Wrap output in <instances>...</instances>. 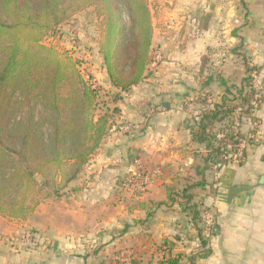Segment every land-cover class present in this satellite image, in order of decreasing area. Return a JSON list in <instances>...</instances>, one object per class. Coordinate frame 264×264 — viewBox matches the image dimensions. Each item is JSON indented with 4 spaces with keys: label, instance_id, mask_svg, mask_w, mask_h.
Here are the masks:
<instances>
[{
    "label": "crops",
    "instance_id": "1",
    "mask_svg": "<svg viewBox=\"0 0 264 264\" xmlns=\"http://www.w3.org/2000/svg\"><path fill=\"white\" fill-rule=\"evenodd\" d=\"M150 1L155 6L152 48L161 60L147 68L139 85L123 93L134 96L126 99L130 103L120 118L137 129L107 135L90 162L98 167L93 181L100 187L91 191L100 189V216L86 209L92 198L75 201L71 208L41 203L31 218L16 219L24 223L20 228L38 232L32 240L37 247L17 258L0 238V264H158L175 257L180 264H264V0ZM241 49L245 75L243 56L259 68L254 78L263 102L249 117L258 122L256 140L247 145L241 165L230 163L219 171L218 189L211 195L212 184L189 180H203L212 172L202 173L205 147L192 140L203 109L185 102L208 59L217 63L221 55ZM101 74L111 87L103 60ZM217 94L220 99L224 93ZM248 129L240 130L244 134ZM130 150L140 152L135 163ZM140 170L153 178L148 190L126 194L119 181ZM234 187L242 190L229 201ZM185 189L198 209L209 206L218 216L206 249L199 238L202 221L182 210ZM206 250L208 257L201 258Z\"/></svg>",
    "mask_w": 264,
    "mask_h": 264
},
{
    "label": "trees",
    "instance_id": "2",
    "mask_svg": "<svg viewBox=\"0 0 264 264\" xmlns=\"http://www.w3.org/2000/svg\"><path fill=\"white\" fill-rule=\"evenodd\" d=\"M90 8H94L102 19L100 55L108 82L118 92H127L144 80L147 68L154 61L153 21L148 0H0L2 216L26 220L35 210L26 205L30 190L37 183L35 175L45 178L49 169H62L63 163L69 160L74 162L71 176L63 172L64 179H76L110 131L111 115L105 113L97 118L94 115L97 90L55 48L44 45L56 35L61 25ZM243 60L246 77L242 87L229 88L226 80H215L214 77L203 83L206 89L217 81L226 93L218 102H209L212 98L209 91L201 96L200 103L212 105L202 111L197 127L191 132L192 140L205 147L202 173L219 172L230 164L232 160L228 155L236 153L245 140L241 130L234 127L235 114L239 107L243 108V115L254 113L251 103L257 94L254 76L259 68L251 66L246 56ZM259 93L262 104L263 95ZM18 95L25 97L30 115L20 125L13 122L18 111ZM36 106L49 112L44 120L52 127L48 141L41 128L43 122L34 120ZM113 113L120 114V109L115 107ZM138 154L139 151L130 150V161L135 163ZM244 159L245 153L240 165ZM131 177L132 174L126 175L119 184L125 187ZM136 180L140 181L139 178ZM182 199L185 200L184 204L181 202L182 210L190 211L195 221H202L201 211L193 204L194 197L188 189L182 192ZM170 200H173L171 196ZM215 230L212 236L216 234ZM199 235L202 247L206 249L210 239L203 236V228ZM165 247L169 250L168 244ZM207 257L208 250L201 255V258ZM180 260L179 257L169 258L158 264H180Z\"/></svg>",
    "mask_w": 264,
    "mask_h": 264
},
{
    "label": "rangeland",
    "instance_id": "3",
    "mask_svg": "<svg viewBox=\"0 0 264 264\" xmlns=\"http://www.w3.org/2000/svg\"><path fill=\"white\" fill-rule=\"evenodd\" d=\"M148 4L151 12L154 11V4L150 0H148ZM125 20L126 22H128L127 17H125ZM101 22L102 19L100 18L99 13L96 12L94 8L87 9L83 12L78 13L69 22L61 25L58 28L56 35L54 37H50L47 41H45L44 45L55 48L60 55L66 58L67 62L74 65L75 70H78L80 72L81 76H83L85 80L89 82L93 89L97 90L98 97L94 108V115L96 118L105 113H109L111 115L112 125L108 135L114 133L128 135L129 132H131L132 130H136L137 128L135 127L136 129H134L132 127L135 125L131 121L120 118V114L115 115L113 113V110L115 107L119 108L120 106V111H123L125 106L130 103L126 102V99L130 100L132 96H134V94L131 97H129L128 95L126 96V94L115 91L113 88L109 87L102 81V57L100 55ZM241 51H243V49H241L240 51L233 50L229 55H221L217 63L210 62V60L208 59L205 64L206 68L204 74L198 73L197 76H195L197 80L196 88L188 91V95L193 98V101H188L189 104L186 105H188L192 109L196 108L204 110L205 108H210L212 106L211 104L203 105L202 103H200V100H202L201 96L204 94V92H211L213 102L219 101V95L217 94V92L221 91L222 93H226V89L218 85L217 82L211 83L210 86L206 89L203 88L204 81H206L211 76L226 80L227 87L229 88L242 87L241 77L246 75L245 68L243 67V70H241V62H243L239 53ZM230 55H233L232 59H230ZM153 62H155V60ZM236 64L239 65L236 66ZM256 80L257 79L255 77L254 85L257 88V91L261 92L262 94L261 87ZM190 84L192 83L190 82ZM232 92L236 93L234 89H232ZM24 99L25 97L22 95H18L16 98L19 105L13 122L18 125L24 124L27 121L28 117H30L29 112L26 108V101ZM33 113L35 122H43V124H41V128L45 135V140L48 141L49 136L52 132V127L50 123H45L44 120L46 115H49V112H44L41 106H36ZM249 117L250 116L248 115L242 116L243 123L241 125V128L245 129L246 125L247 127H249L246 132L244 131V134L246 135L253 131L256 124V120L254 121L253 118L251 119ZM40 118H42V121H39ZM129 126H131L129 130L124 129L125 127ZM95 155H93L89 163H87L80 169L81 173L77 176L76 179L72 181H65L63 174V172H66L67 176H71L70 170L72 169L74 162L69 160L63 163L64 166L62 167V169L57 170L54 167L49 169L47 172V177L45 178H42L41 176L36 174L35 177L37 183L33 185V188H31L28 199L26 201V205L30 208L35 207L36 209V207L41 203L50 202L54 205L56 203H64V205L69 204L68 208H71L72 205H74L75 201L80 203L82 201L85 202L89 198H92L95 200L93 202H90V207H87L86 209L88 210L90 215L100 216V189H96V191L94 192L91 191V188H93L94 190L95 186L100 187V182H98L97 180L93 181V177L98 176L97 173H94L97 172L94 170H98V167L92 166V163H90L92 162V159ZM135 172V174H132L133 177L135 176L141 179V183L143 186L141 187V189H136V186L138 184L136 185L129 182L125 186V189L127 190L126 194L128 195H139L145 193L153 181V178L149 173H144L143 170ZM211 172V174H206V178L203 180L202 178L200 179V181L199 178L189 180L191 182L193 180H196L195 182L204 184L206 182L207 185L212 184L211 195H214V192L218 189L220 176L219 172L217 174L215 171ZM156 175H158V172H156ZM200 198L204 197L200 196ZM199 207L201 215L205 210L210 208L209 206L203 204L199 205ZM217 217L218 216L216 214V224L218 225ZM28 218H31V216H29ZM200 224L203 227V223L201 222ZM23 225L24 223L20 222V220L0 215V238L3 241V246L7 249L9 248L10 253H13L17 258L21 256V254L29 253V250L37 247H35L36 242H32V240L34 239V236L38 234V232L33 231L31 228H20V226L22 227ZM10 227H12V230L9 229ZM5 231H8V233H6ZM11 264L16 263H14L12 260Z\"/></svg>",
    "mask_w": 264,
    "mask_h": 264
},
{
    "label": "built area",
    "instance_id": "4",
    "mask_svg": "<svg viewBox=\"0 0 264 264\" xmlns=\"http://www.w3.org/2000/svg\"><path fill=\"white\" fill-rule=\"evenodd\" d=\"M155 62H159L161 60L160 58V55H155V58H154ZM254 88L257 90V88L255 87L254 85ZM260 93L257 91V94L255 95V98L253 99L252 103H251V107L253 108V112L255 113L261 106L260 104ZM211 99V100H210ZM210 102H213L212 98H210ZM188 101H193V98H191L190 96L186 98V104H189ZM253 113V114H254ZM242 116H243V108L239 107L237 110H236V114H235V122H234V127H236L237 129H241V125L243 123L242 121ZM255 128L253 129V131L251 133H249L248 135L245 136V140H243L241 142V144L239 145V148H238V151L236 153H231L228 155V158H230L232 160L231 163H234V164H239L240 161H241V158L243 156V154L245 153V150L247 148V145L250 144V143H253L255 142L256 140V135H257V127H258V122H255ZM131 128V126L129 127H125L124 129L125 130H129ZM223 136H219V138H222ZM216 174L218 173V171H216ZM135 176L131 178L130 180V183L132 184H138L136 186V189H141V187L143 186L142 183H141V179L140 181L138 182L136 180ZM216 214L213 212V210H211L210 208L205 210L203 213H202V223H203V236L206 238V239H211L213 236H212V232L213 230L217 227V224H216Z\"/></svg>",
    "mask_w": 264,
    "mask_h": 264
},
{
    "label": "water",
    "instance_id": "5",
    "mask_svg": "<svg viewBox=\"0 0 264 264\" xmlns=\"http://www.w3.org/2000/svg\"><path fill=\"white\" fill-rule=\"evenodd\" d=\"M241 190H242V188H240V187H234V188H232L230 190V192H229V201H231L234 196L239 195L240 192H241Z\"/></svg>",
    "mask_w": 264,
    "mask_h": 264
}]
</instances>
